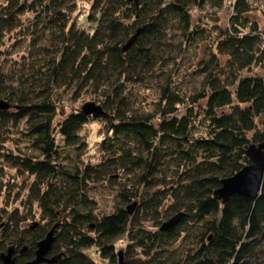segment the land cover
I'll return each instance as SVG.
<instances>
[{
    "label": "trees",
    "instance_id": "1",
    "mask_svg": "<svg viewBox=\"0 0 264 264\" xmlns=\"http://www.w3.org/2000/svg\"><path fill=\"white\" fill-rule=\"evenodd\" d=\"M83 1L90 3L89 32L71 20L77 0L0 5V45L16 31L29 38L21 64L0 66V101L10 106L0 111V160L32 178L22 205L28 214L0 212V254L24 247L16 264L31 261L57 225L47 256L53 264H98L90 250L105 264H120L117 249L121 264H264V178L256 198H213L222 180L247 165L246 150L264 141V76L252 73L264 68V31L250 20L248 0ZM225 7L231 15L224 29L193 21L194 10ZM25 15L33 17L27 27ZM201 45L207 50L197 60ZM190 50L188 75L200 81L183 90L175 78ZM151 79L152 109L135 108L131 88ZM89 88L103 115L59 112L58 90ZM21 122L29 155L4 150ZM92 122L104 130L100 160L84 164L80 132ZM102 184L120 186L108 215L95 212L91 195ZM131 202H138L135 215L124 208ZM34 205L45 224L26 227ZM180 213L173 229L159 230Z\"/></svg>",
    "mask_w": 264,
    "mask_h": 264
},
{
    "label": "rangeland",
    "instance_id": "2",
    "mask_svg": "<svg viewBox=\"0 0 264 264\" xmlns=\"http://www.w3.org/2000/svg\"><path fill=\"white\" fill-rule=\"evenodd\" d=\"M4 3V0H0V5ZM248 3L251 7V12L249 13V18L252 22H256L259 29L264 31V0H248ZM90 14V3L77 0V7L73 14L71 15V20L76 23L77 26L87 29L90 31V23L87 22V16ZM231 15V9L225 7L218 13L210 12V10L203 9L202 11L194 10L192 12L193 21L199 22L204 25L206 28H219L224 29L226 27L229 16ZM32 15H25L22 17L23 27L29 26L32 22ZM18 32V31H16ZM12 33L6 37V39L0 45V66L2 68L5 66H13L21 64L22 56L28 55L29 50V38L19 36L18 33ZM215 35V34H213ZM207 50L206 45H201L198 49L197 60L200 59L204 52ZM194 51L190 50L184 57L183 62L179 67V74L175 78L176 84L183 90H190L193 87H198L200 79L198 77H190L188 75L187 69L190 68L191 63L193 62ZM196 60V61H197ZM224 62V59L221 58V63ZM253 74H258L264 76V68H255L252 70ZM154 79L148 81L146 87H134L132 89V99L133 105L135 108H139V104L142 109L150 111L153 107V102L156 101V95L153 92V89L150 88ZM99 94L94 92L91 88L85 89L79 93H75L73 89H61L56 92L55 100L59 103V112H64L66 115L76 110H80L87 103H94L102 107V104L99 101ZM137 106V107H136ZM140 109V108H139ZM62 116H58L57 120H61ZM9 137H6V142L4 143V150L11 151L15 155L23 154L29 155L33 151L30 146V140L28 139L25 131L24 123L21 122L16 128L10 130ZM82 140L85 141L87 146L84 150V156L82 161L84 164L92 163L95 164L100 160V155L98 153V145L104 138V130L102 124L99 122H92L86 125L80 132ZM9 138V139H8ZM59 137H57V142H59ZM32 182V178L24 175L20 176L14 170L9 169L5 163L0 160V212L4 211L7 214L18 210L20 216L27 215V211L23 208V203L26 201L28 187ZM123 184V180L119 183ZM120 189L119 185L110 186L109 184H102L97 186L92 192L91 195L96 201V213L99 215H108L113 212L114 206L117 204V192ZM135 203V207L131 215H135L138 211V202H131L124 205V208H129L132 204ZM32 214L33 219L29 220L25 226H42L45 224L40 217V211L34 205ZM171 216L167 217L162 221L166 222ZM161 223V224H162ZM1 226V225H0ZM152 223L145 222L143 227L149 230H154L151 227ZM126 239L125 236L117 241V245L121 240ZM122 240V241H123ZM123 246L118 245L117 248ZM179 247V243H176L171 250ZM24 248V247H23ZM20 248L15 251L14 258L19 255V253L24 250ZM118 252H122L123 250ZM1 251V253H5ZM90 256L92 259L98 262V264H105L101 262L95 251L90 250Z\"/></svg>",
    "mask_w": 264,
    "mask_h": 264
},
{
    "label": "water",
    "instance_id": "3",
    "mask_svg": "<svg viewBox=\"0 0 264 264\" xmlns=\"http://www.w3.org/2000/svg\"><path fill=\"white\" fill-rule=\"evenodd\" d=\"M129 1L137 2V0ZM139 32L140 30H138L136 34L126 43V45L122 48L123 52L128 51V49L134 44ZM8 109H10L9 104L4 101H0V111ZM81 113L85 116L97 117L103 115V110L101 106L94 103H87L81 108ZM245 154L248 158L247 165L234 176L222 180L220 187L213 192V198L217 201H221L222 204H225L231 197L234 196L245 199H253L259 196L264 178V141L257 146H250L246 150ZM134 207L135 205H131L127 208L129 215L132 214ZM183 217L184 214L182 213L171 217L161 225L159 230L161 232H165L173 229ZM56 228L57 225L53 226L45 238L37 243L34 258L25 264H53L56 262V258L47 257L54 242V233ZM14 254L15 251L13 247H9L5 253H1V264H16ZM118 255L121 264L122 253L119 252Z\"/></svg>",
    "mask_w": 264,
    "mask_h": 264
},
{
    "label": "built area",
    "instance_id": "4",
    "mask_svg": "<svg viewBox=\"0 0 264 264\" xmlns=\"http://www.w3.org/2000/svg\"><path fill=\"white\" fill-rule=\"evenodd\" d=\"M118 245L124 246V243L122 241H120Z\"/></svg>",
    "mask_w": 264,
    "mask_h": 264
},
{
    "label": "flooded vegetation",
    "instance_id": "5",
    "mask_svg": "<svg viewBox=\"0 0 264 264\" xmlns=\"http://www.w3.org/2000/svg\"><path fill=\"white\" fill-rule=\"evenodd\" d=\"M23 251V250H22ZM24 252V251H23Z\"/></svg>",
    "mask_w": 264,
    "mask_h": 264
}]
</instances>
